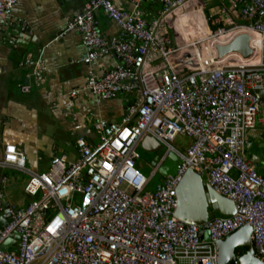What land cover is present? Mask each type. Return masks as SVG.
<instances>
[{
    "label": "built area",
    "instance_id": "2783aa9c",
    "mask_svg": "<svg viewBox=\"0 0 264 264\" xmlns=\"http://www.w3.org/2000/svg\"><path fill=\"white\" fill-rule=\"evenodd\" d=\"M143 1L161 4L159 15L144 18ZM189 1L131 0L132 9L126 10L112 0H89L56 36L72 29L80 33L89 67L86 89L96 99L118 92L135 99L120 122H95V143L76 139L77 160L56 157L45 172L28 167L18 146L4 145L0 168L24 172V191L33 199L22 208L5 204L7 176L0 172V264H218L217 241L246 225L264 264V170L246 151L250 131L264 121V100L252 93L264 90V0H233L239 21L220 6L210 17L215 27L204 15L187 16L190 30L183 37V21L177 28L169 21ZM16 2L0 0V18L11 17ZM98 10L118 24L119 37L103 36ZM242 31L259 38L251 45L257 61L238 54L218 59L213 43ZM108 55L117 64L99 76L92 65ZM43 71L42 62H35V84ZM178 136L190 139L184 149L173 144ZM145 140L166 147L149 175L137 168V146ZM170 153L179 158L177 169L149 189ZM189 169L234 203L233 215L215 214L205 227L175 215L177 189ZM201 231L208 232L207 239ZM13 233L19 234L16 246L3 251ZM242 251L237 248L236 255Z\"/></svg>",
    "mask_w": 264,
    "mask_h": 264
},
{
    "label": "crops",
    "instance_id": "0c3cea01",
    "mask_svg": "<svg viewBox=\"0 0 264 264\" xmlns=\"http://www.w3.org/2000/svg\"><path fill=\"white\" fill-rule=\"evenodd\" d=\"M87 1L17 0L14 5L5 33L0 35V158L4 145L13 144L24 151L26 165L37 172L47 171L59 156L73 162L80 155L76 139L84 137L95 143L98 140L95 122L101 118L120 122L135 99L134 94L125 92H118L107 100L96 99L86 89L89 67L83 62L86 49L80 33L72 29L56 38L65 30L68 20L83 11ZM112 1L119 8L132 9L131 0ZM220 6L239 21V7L233 0H191L169 22L177 28V21H183L179 32L186 37L190 30V26L184 25L187 16L204 15L215 27L210 17L218 15ZM161 8V4L143 1L140 11L150 20L159 15ZM95 17L104 37H119L118 24L103 11H96ZM11 23L27 28L28 32L14 29ZM14 30L15 37L11 38ZM37 61L42 62L44 68L39 84L34 83L32 74ZM116 64V59L108 55L94 61L92 70L100 76ZM25 85H29L28 91L22 90ZM263 132L264 121H261L249 134L255 133L262 144ZM187 139L189 144L190 139ZM141 145L148 150L154 147L149 140ZM250 149L248 156L263 171L264 150L261 146L257 150ZM139 167L141 169L138 162ZM0 172L7 176L5 204L26 207L33 199L24 191L27 175L11 167L0 168ZM5 214L4 211L2 216Z\"/></svg>",
    "mask_w": 264,
    "mask_h": 264
},
{
    "label": "water",
    "instance_id": "95a60500",
    "mask_svg": "<svg viewBox=\"0 0 264 264\" xmlns=\"http://www.w3.org/2000/svg\"><path fill=\"white\" fill-rule=\"evenodd\" d=\"M9 18L0 19V35L5 33ZM14 29L18 31L28 32L27 28H20L18 25L11 23ZM6 27V28H5ZM16 31L11 32V38L15 37ZM218 59H223L228 54H238L242 59H248L253 55L254 48L251 46V36L249 33H238L227 43H216L214 46ZM253 94L264 100V90L252 91ZM249 131H247V134ZM264 139L263 135L260 136ZM253 143L252 136L248 135L246 140V151H248ZM161 147L154 140L152 150L160 149ZM160 156L156 155L151 161V165H155L159 161ZM179 164V158L175 153H170L168 159L159 167L160 174L164 177L175 172ZM178 205L175 210V215L182 221L188 224H203L212 218L215 214L231 216L235 212L234 203L221 196L202 180V178L189 169L184 174L178 189H177ZM5 217H9L8 207L5 209ZM3 220V219H2ZM200 236L207 239L208 232L201 231ZM19 240V234L13 233L7 237L1 249L4 251L8 247H15ZM218 251V264H262L260 259L254 254L253 242L251 239V229L249 226H242L237 231L231 233L225 239L219 240L216 243ZM242 248V254L236 255V249Z\"/></svg>",
    "mask_w": 264,
    "mask_h": 264
},
{
    "label": "rangeland",
    "instance_id": "374dc122",
    "mask_svg": "<svg viewBox=\"0 0 264 264\" xmlns=\"http://www.w3.org/2000/svg\"><path fill=\"white\" fill-rule=\"evenodd\" d=\"M251 136L253 138V143L251 145L250 151L257 150V148L260 146H261V149L264 150V143L261 144V139L257 137L255 133H253ZM181 143L183 144L182 146V149H183V147L187 145L188 143V139L186 136H178L173 141V144L175 145H179ZM165 149L166 147L163 146L162 148L157 149V150H148V149L143 148V146L139 144L137 146V151L139 152V155H140L137 163L139 162V165L141 166V169L139 167V170L142 171L145 175H149L153 169V165H151V161L156 155H163ZM161 178H162V175L160 174V172H157L155 175H153L151 177V181L149 183L148 188L153 189L155 185L157 184V182L160 181Z\"/></svg>",
    "mask_w": 264,
    "mask_h": 264
},
{
    "label": "bare ground",
    "instance_id": "6f19581e",
    "mask_svg": "<svg viewBox=\"0 0 264 264\" xmlns=\"http://www.w3.org/2000/svg\"><path fill=\"white\" fill-rule=\"evenodd\" d=\"M154 3V2H153ZM158 4V3H157ZM153 19V18H152ZM242 32H245V33H249V35L251 36V45L253 44L255 47L257 46V44H258V41H259V38L257 37V36H254L252 33H250V32H247V31H242ZM228 41H230V40H228ZM228 41H226V42H224V43H227ZM216 43H219L218 41H215L214 43H213V45L215 46V44ZM231 55H233L232 53H230V54H228L227 56H231ZM231 59V58H230ZM238 59V58H237ZM251 60V62H256L257 61V58L255 57V56H253V57H251L250 58ZM117 61V60H116ZM234 61H236V60H234ZM141 145V144H140ZM165 153V152H164ZM160 157H162V155H159ZM155 167V165L153 166V168ZM157 172H159V168H158V170H157ZM196 173V172H195ZM27 180V179H26ZM5 183H6V181H5ZM26 184V183H25ZM25 188V187H24ZM4 191V190H3ZM4 196H5V192H4ZM242 249V248H241ZM7 250V249H6ZM5 250V251H6Z\"/></svg>",
    "mask_w": 264,
    "mask_h": 264
},
{
    "label": "trees",
    "instance_id": "16d2710c",
    "mask_svg": "<svg viewBox=\"0 0 264 264\" xmlns=\"http://www.w3.org/2000/svg\"><path fill=\"white\" fill-rule=\"evenodd\" d=\"M238 251H240V249H238Z\"/></svg>",
    "mask_w": 264,
    "mask_h": 264
}]
</instances>
